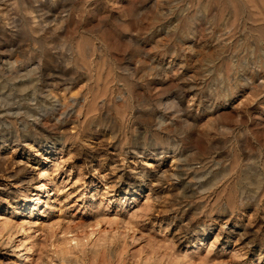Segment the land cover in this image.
<instances>
[{
    "label": "rangeland",
    "instance_id": "rangeland-1",
    "mask_svg": "<svg viewBox=\"0 0 264 264\" xmlns=\"http://www.w3.org/2000/svg\"><path fill=\"white\" fill-rule=\"evenodd\" d=\"M0 264H264V0H0Z\"/></svg>",
    "mask_w": 264,
    "mask_h": 264
}]
</instances>
